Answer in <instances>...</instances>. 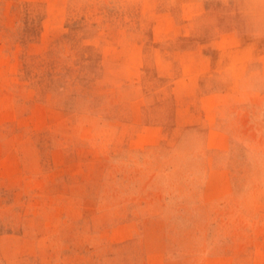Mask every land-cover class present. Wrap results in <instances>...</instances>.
<instances>
[{
  "label": "rangeland",
  "instance_id": "rangeland-1",
  "mask_svg": "<svg viewBox=\"0 0 264 264\" xmlns=\"http://www.w3.org/2000/svg\"><path fill=\"white\" fill-rule=\"evenodd\" d=\"M0 264H264V0H0Z\"/></svg>",
  "mask_w": 264,
  "mask_h": 264
}]
</instances>
